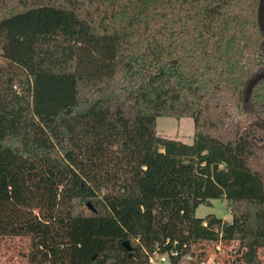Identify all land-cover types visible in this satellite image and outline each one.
Masks as SVG:
<instances>
[{"label": "trees", "instance_id": "obj_1", "mask_svg": "<svg viewBox=\"0 0 264 264\" xmlns=\"http://www.w3.org/2000/svg\"><path fill=\"white\" fill-rule=\"evenodd\" d=\"M259 4L0 0V237H28L27 264H200L204 242L256 263ZM160 116L191 117L192 143L159 136ZM213 198L230 220L195 215Z\"/></svg>", "mask_w": 264, "mask_h": 264}, {"label": "rangeland", "instance_id": "obj_2", "mask_svg": "<svg viewBox=\"0 0 264 264\" xmlns=\"http://www.w3.org/2000/svg\"><path fill=\"white\" fill-rule=\"evenodd\" d=\"M3 62V61H2ZM194 122L191 117L175 118L160 116L156 119V132L159 136L171 139H178L185 143L193 141ZM215 214L226 220L231 219L228 213L225 199L213 198L198 205L195 210L197 217H205L207 214ZM237 243L231 242L228 245L220 243L204 242L194 245L198 254H203L201 259H206L200 264H240L237 260ZM28 237L26 236H3L0 237V264H27ZM201 252V253H202ZM185 262L183 261L182 264ZM264 264V250L259 249L256 263Z\"/></svg>", "mask_w": 264, "mask_h": 264}, {"label": "water", "instance_id": "obj_3", "mask_svg": "<svg viewBox=\"0 0 264 264\" xmlns=\"http://www.w3.org/2000/svg\"><path fill=\"white\" fill-rule=\"evenodd\" d=\"M258 21L260 27H264V0H260L259 9H258ZM261 79H264V70L254 74L247 82L245 89H244V100L247 101L250 97L251 91L253 87L259 82ZM88 207L92 209L91 204L87 203ZM123 245L129 254L132 255V246L130 245L129 240H125Z\"/></svg>", "mask_w": 264, "mask_h": 264}, {"label": "built area", "instance_id": "obj_4", "mask_svg": "<svg viewBox=\"0 0 264 264\" xmlns=\"http://www.w3.org/2000/svg\"><path fill=\"white\" fill-rule=\"evenodd\" d=\"M148 264H171L169 257L166 253L154 252L148 257Z\"/></svg>", "mask_w": 264, "mask_h": 264}]
</instances>
